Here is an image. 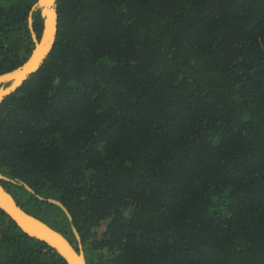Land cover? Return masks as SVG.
<instances>
[{
    "label": "trees",
    "instance_id": "1",
    "mask_svg": "<svg viewBox=\"0 0 264 264\" xmlns=\"http://www.w3.org/2000/svg\"><path fill=\"white\" fill-rule=\"evenodd\" d=\"M35 2L0 0V74ZM56 3L0 104V183L86 264H264V0ZM0 264L67 263L0 209Z\"/></svg>",
    "mask_w": 264,
    "mask_h": 264
},
{
    "label": "water",
    "instance_id": "2",
    "mask_svg": "<svg viewBox=\"0 0 264 264\" xmlns=\"http://www.w3.org/2000/svg\"><path fill=\"white\" fill-rule=\"evenodd\" d=\"M39 11L42 18L40 37L36 36L33 28L32 14ZM28 27L34 42V47L28 57L17 67L0 74V104L9 94L22 85L45 61L50 53L58 30V12L56 0H36L28 13ZM0 180H10L0 174ZM28 190L31 189L26 186ZM39 199H44L36 195ZM49 202L60 206L67 217L71 215L67 208L54 198H47ZM0 209H2L15 224L27 235L44 241L50 248L58 252L67 264H86L83 244L76 228L72 230L77 240V247L59 231L49 226L46 222L24 210L10 192L0 183Z\"/></svg>",
    "mask_w": 264,
    "mask_h": 264
}]
</instances>
